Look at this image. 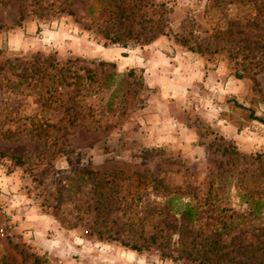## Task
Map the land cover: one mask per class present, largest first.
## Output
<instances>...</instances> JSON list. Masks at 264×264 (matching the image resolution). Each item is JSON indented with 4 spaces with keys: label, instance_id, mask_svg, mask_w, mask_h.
Returning a JSON list of instances; mask_svg holds the SVG:
<instances>
[{
    "label": "rangeland",
    "instance_id": "374dc122",
    "mask_svg": "<svg viewBox=\"0 0 264 264\" xmlns=\"http://www.w3.org/2000/svg\"><path fill=\"white\" fill-rule=\"evenodd\" d=\"M6 220L0 264H264V0H0Z\"/></svg>",
    "mask_w": 264,
    "mask_h": 264
},
{
    "label": "built area",
    "instance_id": "2783aa9c",
    "mask_svg": "<svg viewBox=\"0 0 264 264\" xmlns=\"http://www.w3.org/2000/svg\"><path fill=\"white\" fill-rule=\"evenodd\" d=\"M0 234L3 236H12L14 234V226L12 221H4V223L0 227Z\"/></svg>",
    "mask_w": 264,
    "mask_h": 264
},
{
    "label": "trees",
    "instance_id": "16d2710c",
    "mask_svg": "<svg viewBox=\"0 0 264 264\" xmlns=\"http://www.w3.org/2000/svg\"><path fill=\"white\" fill-rule=\"evenodd\" d=\"M108 84L106 82L103 83V86L102 87H106ZM74 119H76V116L73 115V119H72V122L74 121ZM35 136H39L41 135V132L40 131H36V133H34ZM185 210H190V209H187V207L185 208Z\"/></svg>",
    "mask_w": 264,
    "mask_h": 264
}]
</instances>
